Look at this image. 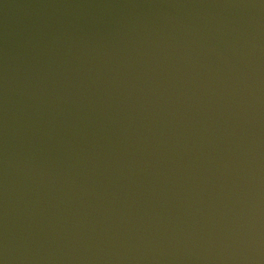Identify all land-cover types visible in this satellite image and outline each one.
<instances>
[{
    "label": "water",
    "instance_id": "water-1",
    "mask_svg": "<svg viewBox=\"0 0 264 264\" xmlns=\"http://www.w3.org/2000/svg\"><path fill=\"white\" fill-rule=\"evenodd\" d=\"M0 264H264V0H0Z\"/></svg>",
    "mask_w": 264,
    "mask_h": 264
}]
</instances>
